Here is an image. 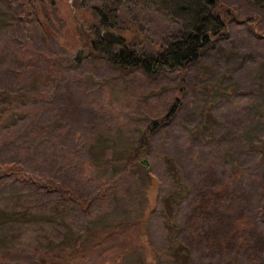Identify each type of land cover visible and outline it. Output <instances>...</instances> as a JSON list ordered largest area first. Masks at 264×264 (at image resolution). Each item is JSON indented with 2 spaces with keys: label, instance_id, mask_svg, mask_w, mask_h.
<instances>
[{
  "label": "rangeland",
  "instance_id": "374dc122",
  "mask_svg": "<svg viewBox=\"0 0 264 264\" xmlns=\"http://www.w3.org/2000/svg\"><path fill=\"white\" fill-rule=\"evenodd\" d=\"M98 1L77 0L74 5L72 0H45L54 13L50 36L35 25L20 31L15 42L7 38L9 30H0V47L29 46L62 62L66 71L61 78L68 75L69 92L78 106L72 113L44 111L34 101H38L35 92L46 91L33 83L29 95L10 104L4 115L0 155L40 171L67 168L66 177L96 186L119 174L153 121L170 115L171 125L152 135V153L145 156L150 179L144 165L129 168L99 209L84 216L70 205H58L55 198L44 204L47 198L42 200L41 191L29 182L0 178V249H24L15 251L20 258L11 264H25L31 258L29 250L37 247L45 251L68 244L70 250L80 245V251L86 250L85 240L97 237L93 231L111 226L116 235L76 264H117L124 252L128 254L123 264H158L154 248L176 247L175 232L155 218L149 221L147 215L158 206L163 186L169 192V183H181L178 169V174L170 169L187 168L188 157L212 166L219 183L235 177L232 187L239 201L228 212L243 208L264 240V10L250 0H219L227 37L203 50L186 68L147 77L139 69L123 73L79 47L78 27L90 36L119 39L97 26L92 8ZM11 2L21 0H0V25L11 17ZM117 25L126 36L136 34L141 40L137 49L147 53H153L165 33L173 30L163 18L138 10L130 16L122 12ZM28 79L32 81L29 75L23 83ZM4 107L0 104V110ZM21 116L22 125L12 127ZM194 138L211 145L190 143ZM165 171L170 177L163 175ZM173 202L166 196L158 207L161 217H170V224ZM234 257V264H248L243 255Z\"/></svg>",
  "mask_w": 264,
  "mask_h": 264
},
{
  "label": "trees",
  "instance_id": "16d2710c",
  "mask_svg": "<svg viewBox=\"0 0 264 264\" xmlns=\"http://www.w3.org/2000/svg\"><path fill=\"white\" fill-rule=\"evenodd\" d=\"M250 1L255 7L264 10V0ZM72 2L76 5L77 0ZM98 2V5L92 8L97 17V26L105 33L118 34L119 39H113L109 35L90 36L78 27L81 39L78 43L79 47L91 58L102 60L106 65L123 73L139 69L147 77H156L162 73L184 69L196 62L201 52L215 41L227 37L225 11L218 8L219 0H99ZM10 4H13L11 17L0 25V30H9L10 34L7 32V38L16 42L20 31L25 33L35 25H40L48 36L52 35L50 28L53 24L50 15L54 13L48 11L45 0H21ZM137 10L153 13L166 20L173 28L172 31L165 33L153 53L137 49L141 42L138 36L136 34L126 36V30L121 31L118 28V18L122 12L130 16ZM257 37L261 38L260 35ZM63 70L66 71V67L63 68L62 62H56L53 56L40 50H33L29 46L13 48L8 44L0 47V104L5 106L0 110V124L3 123L10 104L27 97L30 92L29 87L33 83L41 84L40 89L46 91L45 94L35 92L38 101H34L43 105L44 111L56 110L55 113L61 110L67 113L76 111L78 106L72 101L69 92V77L64 75L61 78ZM29 75L32 81L28 79L27 83H23L24 77ZM40 75L45 79L39 78ZM169 116L161 117L158 122L153 121L150 124L145 134L137 140L136 145L127 155L119 174L107 182L96 186L91 185L90 182L82 183L73 177H66L67 168L60 167L54 170L52 167L50 170L40 171L14 158H3L4 154L0 155V178L29 182L34 189L41 191L42 200L47 198L43 201L44 204H51L48 203V199L55 198L59 201L58 205H70L78 213L89 216L99 209L102 200L108 198L109 192H112L111 190L122 180L129 168L138 164L144 165L146 175L150 179L149 167L142 162V159L147 160L145 156L148 157L152 153V135L171 125ZM23 120L24 117L21 116L11 126L19 127ZM156 126L161 128L158 129ZM2 127L6 128L1 126L0 129ZM10 142L7 145H12ZM190 143L211 145L197 138L190 140ZM0 152H2L1 148ZM190 155L193 156V153L190 152ZM188 159L190 162L188 161L187 168L179 166L174 168L175 171L170 169L175 174H178V169L182 181L169 183L167 185L171 188L169 192L166 186H163L160 189L158 206L147 215L149 221L155 219L161 221L163 227L168 226L175 232L176 247L167 250L161 247L154 248L158 264H234V256L239 255H243L248 264H264V240L255 230L256 224L247 220L243 208H235V214L228 212V209L239 201V195H236L235 188L232 187L235 177L232 176L224 183H219L212 166L197 159L191 160L190 157ZM165 172L163 175L170 177L167 171ZM162 178L164 177L160 175L159 180L161 181ZM166 196L174 201L175 214L172 216V224L167 221L170 217L163 218L158 213L160 202ZM110 227L101 232L93 231L97 237L90 236V240H85L89 247L83 251L79 250L81 245L70 250L68 244H60L45 251L40 247L30 249L28 254L31 258L25 264H76L86 259L92 248L98 247L116 235L118 231ZM149 240H152L151 236ZM244 244H247V247L244 253H241ZM67 250L70 252L68 253ZM15 251L23 253L24 249H0V264H11V260L20 258V253L16 254ZM127 254L124 252L118 255L117 264H123L122 258Z\"/></svg>",
  "mask_w": 264,
  "mask_h": 264
},
{
  "label": "water",
  "instance_id": "95a60500",
  "mask_svg": "<svg viewBox=\"0 0 264 264\" xmlns=\"http://www.w3.org/2000/svg\"><path fill=\"white\" fill-rule=\"evenodd\" d=\"M142 162L146 164V166H148V161L146 159H142Z\"/></svg>",
  "mask_w": 264,
  "mask_h": 264
}]
</instances>
